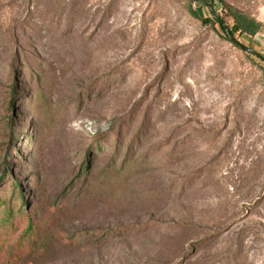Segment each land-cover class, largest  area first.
<instances>
[{
    "label": "rangeland",
    "instance_id": "rangeland-1",
    "mask_svg": "<svg viewBox=\"0 0 264 264\" xmlns=\"http://www.w3.org/2000/svg\"><path fill=\"white\" fill-rule=\"evenodd\" d=\"M3 156L0 264H264V0H0Z\"/></svg>",
    "mask_w": 264,
    "mask_h": 264
},
{
    "label": "trees",
    "instance_id": "trees-1",
    "mask_svg": "<svg viewBox=\"0 0 264 264\" xmlns=\"http://www.w3.org/2000/svg\"><path fill=\"white\" fill-rule=\"evenodd\" d=\"M192 1H196V0H192ZM222 7H223V10L225 11L224 15L229 16L231 19L230 24H227L224 18H221L213 10H212L213 17L211 18L205 17V18H199V19L204 24H211L212 26H214L215 24H218L221 29L225 27L224 24H222L221 22V21H224L227 26L229 25L228 33L230 34V38L227 36L226 39L233 42L235 45L239 46V43L235 39L236 35L254 36L257 32H259L263 28L260 22H258L253 17L249 16L248 14H245L237 9H234L225 3H222ZM11 91H12L11 95H13L15 92L14 85L11 86ZM12 105H13V97L9 100V103L7 105L9 113L6 116L5 121H4V125L8 130L7 135L9 136V139H12L15 137V132H14L15 126H14V118L12 116L13 114ZM7 153H6V156H7ZM5 157L3 156L2 164L0 166V173H1L0 180L7 181L6 183L10 184L11 190L9 191L10 196L8 200H5L0 197V252L2 251L7 241V238H8L5 234L6 229H10L11 231H14L15 228L19 224V219H23V220L27 219L29 222L27 231L29 232L33 231L32 214L27 209L26 199L22 196L21 186L19 185L17 181H13L12 171L6 168L7 166H6ZM2 167L4 169H1ZM8 179L10 180L8 181ZM3 187H5V183L3 184L2 188ZM66 190H68L67 187H66ZM62 196L63 194L60 195V197L58 198V201L62 198Z\"/></svg>",
    "mask_w": 264,
    "mask_h": 264
},
{
    "label": "water",
    "instance_id": "water-1",
    "mask_svg": "<svg viewBox=\"0 0 264 264\" xmlns=\"http://www.w3.org/2000/svg\"><path fill=\"white\" fill-rule=\"evenodd\" d=\"M221 22H222V24L225 25V22L224 21H221ZM228 37L230 38V34L229 33H228ZM247 50L251 51V49H247Z\"/></svg>",
    "mask_w": 264,
    "mask_h": 264
}]
</instances>
